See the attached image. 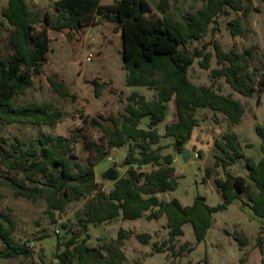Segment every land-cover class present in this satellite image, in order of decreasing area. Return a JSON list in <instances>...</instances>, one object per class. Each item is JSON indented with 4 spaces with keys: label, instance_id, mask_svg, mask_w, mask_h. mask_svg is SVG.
<instances>
[{
    "label": "trees",
    "instance_id": "1",
    "mask_svg": "<svg viewBox=\"0 0 264 264\" xmlns=\"http://www.w3.org/2000/svg\"><path fill=\"white\" fill-rule=\"evenodd\" d=\"M7 1L2 15L11 31L9 54L0 55V119L36 126L55 122L58 113L51 105L32 103L18 107L16 98L24 96L44 75L52 51V32L80 33L95 25L100 18L116 24L120 30L122 59L128 73L127 87H144L156 92L152 101L133 92L127 99L124 114L98 116L83 124L82 129L90 127L103 131V138L99 141H91L83 135L86 149L93 155L87 165L76 161L71 143L63 137L40 139L22 157L7 154L0 140V167L23 172L27 181L39 184L41 188H29L14 178L6 179L18 188V196L33 201L44 199L48 205L47 213L53 220L72 202L88 198L78 219V227L72 230L71 239L57 256L58 264H123L126 256L122 247L129 237L125 230L119 231L116 241L102 248L88 246L91 225L110 223L119 218L155 221L166 217L168 239L163 247L170 250L185 236L184 227L188 224L193 227L196 241L199 244L204 242L212 227L213 215L227 210L235 202L249 208L264 221V155L259 161L247 157L235 133H226L223 142H216V147L225 154V158L215 156V167H222L225 176L215 181L223 197L222 204L210 207L197 200L192 206H184L178 199L165 203L158 197L175 191L178 186L175 157L163 155L159 147L163 136L158 127L165 122L168 104L173 99H176L178 121L166 126L165 137L183 144L188 143L198 126L196 113L199 109L222 115L232 125H240L243 121L246 108L233 94L223 95L212 87L196 86L190 81L189 70L196 57H203L200 65L209 70L213 55L202 51L195 56L186 47L189 42L202 40L213 24L218 25L220 17L231 12L248 17L243 0H201L203 7L188 14L184 22H177L167 15L170 0H159L158 12L152 9L148 0H117L110 5H104L102 0H57V15L33 12L26 0ZM229 28L234 37L240 36L242 19L232 20ZM213 47L217 61V68L212 70L213 79H224L233 92L245 98L264 91V78L257 82L258 70L251 68L254 48L242 53L235 50L225 53L218 43ZM50 84L61 97H69L62 83L50 78ZM95 87L97 96H100L104 86L95 82ZM146 119L149 124L143 128ZM256 132L264 143V124L257 126ZM124 146H129L124 161L129 169L107 193L95 180V168L105 159L114 158L115 149ZM240 160L246 161L247 177H233L228 171V167ZM148 166L154 169L150 172L142 170ZM211 173L208 168L206 177ZM39 174L44 180L37 178ZM16 231L17 223L12 214L0 212V239L6 246L0 250V258L30 257L24 245L16 240ZM233 238L241 249L248 244L244 234L234 233ZM136 239L149 244L151 235L138 234ZM258 247L264 253L260 238Z\"/></svg>",
    "mask_w": 264,
    "mask_h": 264
},
{
    "label": "rangeland",
    "instance_id": "2",
    "mask_svg": "<svg viewBox=\"0 0 264 264\" xmlns=\"http://www.w3.org/2000/svg\"><path fill=\"white\" fill-rule=\"evenodd\" d=\"M33 12L42 14L49 12L57 15L55 2L57 0H26ZM117 0H102L104 5L113 4ZM155 12L159 0H148ZM248 9V17L231 12L218 19V25L213 24L200 41L187 44L188 51L195 56L198 52L212 54L211 67L205 70L200 64L203 57H196L194 66L189 70V79L196 86L212 87L223 94H233L246 108V114L240 125L228 123L222 115H214L206 109L196 113L198 126L193 131L191 139L183 144L174 138H166V126L178 121L176 99L168 104L167 118L159 127L163 136L159 147L162 154H172L175 157V177L178 182L175 191L159 194L162 202L168 203L178 199L184 206H192L197 200L205 199L210 207L223 203V197L215 183L216 179L224 178L222 167H215V156L225 158V154L216 147V142H223L226 133L239 136L242 149L247 157L259 161L264 155V143L256 132L259 125L264 124V91L256 93L252 98H245L230 88L224 79H213L212 70L217 68L214 43H218L225 53L232 50L244 52L254 48L251 58V68L258 70V79L264 78V0H243ZM8 4L0 0V55L9 54V35L11 27L2 15ZM203 7L201 0H170L168 16L177 22H184L185 17ZM160 14V13H159ZM161 15V14H160ZM241 18L243 32L234 37L229 23ZM51 53L44 68L45 73L36 80L35 86L24 96L16 98L18 107L29 104L51 105L57 111V118L52 125L36 126L30 123H9L0 119V140L7 154L14 157L22 155L33 144L47 137L66 138L72 145L76 161L84 165L93 157L86 149L84 136L91 141L103 138L100 128L82 129L84 123L98 116L109 117L125 113L127 99L133 92H139L147 100L152 101L156 92L148 88H129L126 85L127 71L122 59V39L116 24L105 19L80 33L52 32ZM50 78L62 83L69 92V97H61L50 84ZM95 82L103 85L100 96H97ZM260 85L258 84V88ZM53 114V112H50ZM149 120L142 123L147 128ZM158 146H156L157 148ZM178 148L182 150L179 151ZM116 156L107 158L95 168V180L102 184L109 193L115 181L126 176L129 166L124 165L129 146L115 149ZM212 173L206 177V170ZM153 166L142 170L150 172ZM113 172L116 180L109 178ZM233 176H248L246 161L240 160L236 165L228 167ZM6 177L22 182L26 187H40L25 179L23 172H12L5 166L0 167V212L10 213L17 223L16 240L29 252L30 257L0 258V264H58L57 256L64 250V245L71 239V232L78 227L88 198L72 202L54 220L47 213V203L44 199L28 200L17 195L18 188ZM38 179L44 180L42 174ZM244 198L247 200L246 195ZM168 222L166 217L160 220L148 221L145 218L136 221H116L91 225V239L88 246L102 248L116 241L120 230L128 232L122 251L126 256L123 264H264V253L258 247V239L264 247V221L253 212L235 202L227 210L213 215L212 227L204 242L196 241L193 227H184L185 236L180 238L174 249L163 247L168 239ZM234 233L244 234L248 240L246 247L241 249L233 238ZM138 234H150L149 244L136 239ZM59 244L62 246L60 247ZM6 246L0 239V250ZM107 254L106 252H104Z\"/></svg>",
    "mask_w": 264,
    "mask_h": 264
},
{
    "label": "water",
    "instance_id": "3",
    "mask_svg": "<svg viewBox=\"0 0 264 264\" xmlns=\"http://www.w3.org/2000/svg\"><path fill=\"white\" fill-rule=\"evenodd\" d=\"M109 178H110L111 180H116V179H117V176L111 171V172L109 173ZM199 201H203V202H205L206 200H205V199H200Z\"/></svg>",
    "mask_w": 264,
    "mask_h": 264
}]
</instances>
